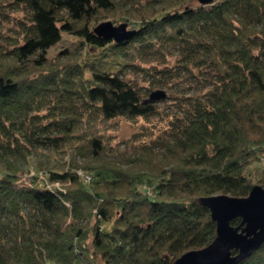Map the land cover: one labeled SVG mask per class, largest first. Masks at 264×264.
<instances>
[{"label": "trees", "instance_id": "trees-1", "mask_svg": "<svg viewBox=\"0 0 264 264\" xmlns=\"http://www.w3.org/2000/svg\"><path fill=\"white\" fill-rule=\"evenodd\" d=\"M109 19L134 34L98 35ZM0 32L9 38L0 58V264H174L217 236L203 198L264 186V167L252 177L264 162V0H0ZM64 32L80 45L49 58ZM177 46L176 67L143 66ZM131 67L162 85L185 68L209 90L172 120L168 138L145 145L163 156L150 150L122 167L105 158L113 122L158 111L128 79ZM44 145L85 161L40 160L21 185ZM239 264H264V245Z\"/></svg>", "mask_w": 264, "mask_h": 264}, {"label": "rangeland", "instance_id": "rangeland-1", "mask_svg": "<svg viewBox=\"0 0 264 264\" xmlns=\"http://www.w3.org/2000/svg\"><path fill=\"white\" fill-rule=\"evenodd\" d=\"M110 20L116 25L125 23L114 21L113 19H109L107 21ZM4 29L7 31V27L2 28L3 33L5 31ZM8 40L9 38L5 37L2 32H0V58L4 57V54H1V52H5L6 45L9 43ZM80 43V38L64 32L62 40L49 49L48 56L49 58L59 57V53L61 51L65 49L75 50L80 45ZM181 50H183V47L177 46L174 48V54H171L169 57L159 53L149 54L145 58L143 66H158L159 68H163L168 65L176 67L180 63L179 57H181ZM109 59L114 61V57H110ZM181 69L182 75L180 77L169 80L166 84L162 85V82L154 76L147 74L135 67L129 68L128 79L132 80L133 83L139 86L142 93L147 98H150L151 94L157 90H164L167 95L155 100L158 105V111L152 116L148 118L136 119L121 117L117 118L116 121L113 122V126L107 132L106 136L107 146L105 158L107 160L113 161L122 167H127L129 165H134L140 155L150 154V150L153 152V154L148 155V157L154 155L163 156V151L165 148L149 147V150L146 151L145 145L147 143L150 144L151 138H168L170 135V124L172 123V120L176 116H181L186 113L192 100H194L192 99L194 95L201 94L202 92L209 90V88L206 86L207 83H205V80L202 78H196L185 68ZM72 157H75L80 164H83L85 161L84 156L75 153L74 149L69 146L67 148L62 147L61 149H55L52 146L44 145L40 149H36L35 152L30 156L29 164L31 167V172L26 171L19 183L21 185L30 184V182L33 180L32 176L38 170L37 167L40 160L44 161V159H48L51 162H58L62 164L66 163L67 166H69V162L72 160ZM3 165L4 164L0 162V178L2 171L5 169ZM263 167L264 162L252 167L253 179L256 180L259 178ZM78 170H80L79 175H81L82 178L84 174L91 176L90 180L83 178L85 182L89 183L93 180V175H91L85 169L80 167Z\"/></svg>", "mask_w": 264, "mask_h": 264}, {"label": "water", "instance_id": "water-1", "mask_svg": "<svg viewBox=\"0 0 264 264\" xmlns=\"http://www.w3.org/2000/svg\"><path fill=\"white\" fill-rule=\"evenodd\" d=\"M211 4L214 0H200ZM98 35L122 42L130 38L134 31L128 23L116 25L105 21L96 26ZM164 90L154 91L148 101L166 96ZM212 211L217 222V236L212 243L201 249L191 250L174 264H239L264 245V186L257 184L246 197L218 194L202 199ZM241 218L239 225L233 220Z\"/></svg>", "mask_w": 264, "mask_h": 264}, {"label": "built area", "instance_id": "built-area-1", "mask_svg": "<svg viewBox=\"0 0 264 264\" xmlns=\"http://www.w3.org/2000/svg\"><path fill=\"white\" fill-rule=\"evenodd\" d=\"M79 174H80V170H79ZM82 176H83V175H82ZM83 178L86 179V180H90V179H91V176H90V175H85V174H84ZM53 185H54V184H53ZM55 185H57V186H61V185H60V182H56ZM50 187H52V185H50Z\"/></svg>", "mask_w": 264, "mask_h": 264}, {"label": "bare ground", "instance_id": "bare-ground-1", "mask_svg": "<svg viewBox=\"0 0 264 264\" xmlns=\"http://www.w3.org/2000/svg\"><path fill=\"white\" fill-rule=\"evenodd\" d=\"M78 172H79V170H78ZM63 183L62 182H60V185H62Z\"/></svg>", "mask_w": 264, "mask_h": 264}]
</instances>
